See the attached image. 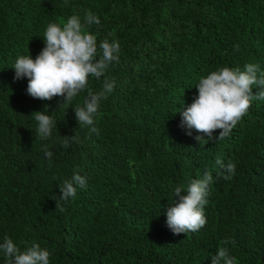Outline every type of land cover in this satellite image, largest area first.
I'll list each match as a JSON object with an SVG mask.
<instances>
[{"label": "trees", "instance_id": "trees-1", "mask_svg": "<svg viewBox=\"0 0 264 264\" xmlns=\"http://www.w3.org/2000/svg\"><path fill=\"white\" fill-rule=\"evenodd\" d=\"M89 12L98 25L85 24ZM72 16L96 35L98 53L101 40L118 42L119 62L89 76L70 104L33 98L14 64L35 59L47 26ZM249 63L264 72V0H0V243L7 236L20 251L38 244L49 264H212L220 247L236 264H264V100L253 99L229 136L213 142L181 115L200 78ZM113 78L94 124L77 122L88 90ZM35 112L53 119L46 139ZM218 159L236 165L231 180ZM205 172L213 177L206 224L173 233L166 213L178 202L175 187L186 195ZM73 174L86 186L60 200Z\"/></svg>", "mask_w": 264, "mask_h": 264}, {"label": "clouds", "instance_id": "clouds-1", "mask_svg": "<svg viewBox=\"0 0 264 264\" xmlns=\"http://www.w3.org/2000/svg\"><path fill=\"white\" fill-rule=\"evenodd\" d=\"M93 23L98 25L100 20L92 13H86L85 24ZM43 40L45 47L35 59L30 55L20 56L13 67L14 79L27 77V94L36 99L51 100L61 96L64 98L63 104H70L78 93L87 88L89 76L99 79L113 62H119V43L109 42L105 38L99 43L98 53L96 35L85 30L78 16L68 18L62 26L50 23ZM114 84V78L105 79L102 91L93 93L88 90L83 106H77L74 110L77 122L88 126L94 124L93 117L98 111L99 102L111 93ZM253 85L260 86L261 91L253 94ZM196 88L197 98L181 113L183 123L189 129L204 133L209 141L223 140L247 113L253 99L264 100V72H261L259 65L251 63L246 64L243 71L223 67L200 78ZM33 114L38 123L37 133L42 139L48 138L53 128L52 117L44 112ZM216 130H219V135L213 136ZM90 131L98 134L96 127H91ZM187 134L191 135V132ZM75 139V136L64 137V147L67 148ZM44 155L50 160L52 152L45 148ZM216 163L228 173L224 179L231 180L236 165H224L219 159ZM212 181L211 173L205 172L201 179L191 181L186 195H181L185 192L183 186L175 187L174 197H178V202L168 206L166 213V224L173 233L195 232L206 224L204 206L208 203L206 197ZM76 186L84 188L86 180L73 174L71 179L63 182L59 199L74 198ZM0 251L6 257L7 264H49V252L42 250L38 244L20 251L13 240L5 236L3 243H0ZM211 260L212 264H236L235 258L228 254L225 247H220Z\"/></svg>", "mask_w": 264, "mask_h": 264}]
</instances>
